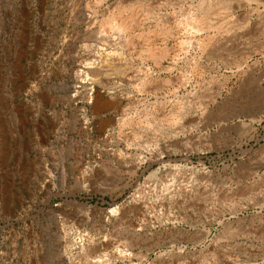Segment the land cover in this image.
<instances>
[{
  "label": "rangeland",
  "instance_id": "374dc122",
  "mask_svg": "<svg viewBox=\"0 0 264 264\" xmlns=\"http://www.w3.org/2000/svg\"><path fill=\"white\" fill-rule=\"evenodd\" d=\"M0 264H264V0H0Z\"/></svg>",
  "mask_w": 264,
  "mask_h": 264
},
{
  "label": "bare ground",
  "instance_id": "6f19581e",
  "mask_svg": "<svg viewBox=\"0 0 264 264\" xmlns=\"http://www.w3.org/2000/svg\"><path fill=\"white\" fill-rule=\"evenodd\" d=\"M95 106H99V103L98 102H96V105Z\"/></svg>",
  "mask_w": 264,
  "mask_h": 264
}]
</instances>
